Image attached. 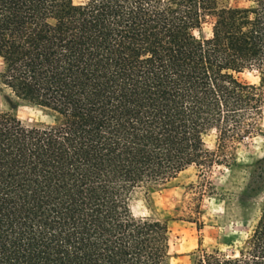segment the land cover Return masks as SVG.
<instances>
[{
  "label": "trees",
  "instance_id": "1",
  "mask_svg": "<svg viewBox=\"0 0 264 264\" xmlns=\"http://www.w3.org/2000/svg\"><path fill=\"white\" fill-rule=\"evenodd\" d=\"M0 85L53 117L0 113V264H168L130 199L224 160L208 131L259 132L264 0H0ZM190 264H264V204L242 247Z\"/></svg>",
  "mask_w": 264,
  "mask_h": 264
},
{
  "label": "rangeland",
  "instance_id": "2",
  "mask_svg": "<svg viewBox=\"0 0 264 264\" xmlns=\"http://www.w3.org/2000/svg\"><path fill=\"white\" fill-rule=\"evenodd\" d=\"M209 31L205 24L202 34ZM237 76L248 83L258 81L255 70H244ZM0 113L15 116L29 127L53 122L49 110L17 98L1 85ZM204 140L210 150L225 159L208 167L191 165L154 190H136L130 199L134 216L166 222L168 264H190L192 254L200 248L230 251L242 247L264 204V112L258 133L225 149L216 148L213 130Z\"/></svg>",
  "mask_w": 264,
  "mask_h": 264
}]
</instances>
